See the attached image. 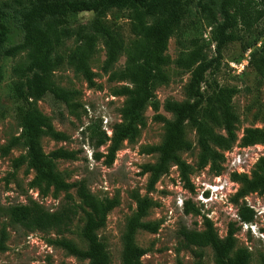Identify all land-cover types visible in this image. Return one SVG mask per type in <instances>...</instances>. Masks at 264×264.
I'll return each instance as SVG.
<instances>
[{
    "label": "rangeland",
    "instance_id": "374dc122",
    "mask_svg": "<svg viewBox=\"0 0 264 264\" xmlns=\"http://www.w3.org/2000/svg\"><path fill=\"white\" fill-rule=\"evenodd\" d=\"M221 1H202L210 6L216 18L209 10L202 8L199 0L188 5L181 35H173L167 49V53L175 60L182 49L180 38L185 43L194 36L201 38L206 44L205 55L212 62L202 82V90L208 94L217 86L238 88V93L233 97V108L238 117L236 139L227 147L212 144L220 157L200 164L202 148L199 136L190 123L186 125V138L193 143V148L182 151L180 155L191 166V185L174 163L170 164L168 172L159 178L153 189L148 187L151 173L143 172L144 164L156 163L160 157L159 152L148 151V148L159 145L165 135V124L156 117L173 119L175 114L166 104L169 101L189 100L186 88L190 72L181 70L175 63L166 68L169 81L155 87V97L143 112L144 124L139 135L121 143L111 164L106 163L104 155L108 153L111 141L101 146L97 142L101 138L100 132H106L111 138L114 126L123 121L121 108L127 96L115 95L114 89L125 82L113 81L109 77L125 67L128 60L126 52H122L115 63L106 67L107 49L104 37H100L97 52L89 59L94 72L93 84L83 74L76 73L73 65L67 62L55 72L54 78L58 85L77 90L75 103L68 106L51 94L37 102L40 110L51 117L54 127L68 135L67 140L43 137L45 153L60 148L74 152L73 158L56 160L57 171L72 184L84 181L101 199L115 196L120 199V203L109 212L106 226L98 230L100 238L107 244L110 264H122V236L126 219L137 207L134 194L151 198L152 206L144 220L158 227L156 231L142 229L137 234V243L147 249L142 257L144 264H195L198 260L202 264H217L211 246L187 248L180 236L183 227L203 230L206 218L211 220L221 239L227 236L229 228L233 226L236 247L248 248L252 254L251 264H262L264 191L242 193L244 185L240 176L252 177L264 158V142L243 144L245 129L264 127V72L258 70V65L264 59V18L252 28H236L237 39L219 58L212 30L217 22L223 20ZM259 2L260 7L264 8V0ZM20 8L15 0H0V14L9 27L5 47L15 45L23 38V31L17 21ZM94 15L92 11L72 13L68 23L76 30L90 28ZM106 19L122 33L127 43L134 37L128 10L113 8L106 14ZM80 43L77 36H72L67 40L66 48L72 50ZM25 56V53L6 56L0 50V230L5 225L8 231L7 250L0 252V264H90L89 259L71 255L62 246L50 242L66 238L81 249L88 248L87 240L81 235L85 215L77 192L78 186L74 185L58 195H44L40 189L30 187L35 172L28 169V148L23 139L7 153L4 150L14 136L22 133L17 119L18 101L13 89L17 77L13 68ZM155 100L158 108L152 104ZM201 117L210 122L204 109ZM213 127L215 132L226 134L223 125ZM239 153L249 158L246 172L240 173L231 168L229 160ZM22 156L23 160L18 161ZM31 200L42 204L50 212H56L63 206L74 207L77 214L70 231L27 230L12 223L7 209L28 204ZM192 204L199 208L200 214L191 210ZM244 206L253 210L250 221H244L240 216Z\"/></svg>",
    "mask_w": 264,
    "mask_h": 264
},
{
    "label": "trees",
    "instance_id": "16d2710c",
    "mask_svg": "<svg viewBox=\"0 0 264 264\" xmlns=\"http://www.w3.org/2000/svg\"><path fill=\"white\" fill-rule=\"evenodd\" d=\"M21 7L17 21L23 31L22 40L10 47H5L9 27L0 14V50L6 56H17L25 53V59L20 60L13 68L17 80L14 82V97L18 101L17 119L22 127V133L14 136L4 150L7 153L23 139L28 148V169L34 170L35 176L30 187L41 190L44 195H58L72 186H78V195L82 201L85 223L81 235L88 242L87 249H81L70 239L50 240L58 244L71 255L89 259L90 264H110V253L107 244L99 236L98 230L106 226L109 212L120 203L118 196L99 198L84 181L72 184L65 180L57 171L56 160L73 158L74 152L63 148L51 153H45L42 146L43 137L56 140H67L68 135L57 130L52 119L43 113L37 102L48 94L56 100L71 106L75 103L77 90L67 89L55 81V72L66 62L73 65L76 73H81L90 84L94 83V72L89 65V59L97 52L100 37H104L107 49L105 66L115 63L122 52L128 56L125 67L110 75L113 81L125 82L114 89L115 95L127 96L121 108L123 121L116 124L110 138L106 132H100L98 146L111 141L108 153L104 154L106 163L114 162L121 143L126 139H135L144 124L143 112L155 97L157 84L166 83L170 77L166 68L175 63L183 71L190 72L186 93L189 100L184 102L169 101L166 107L175 114L173 119L163 116L165 135L163 141L148 148L150 152H159L156 163L144 164L143 172L151 173L149 189H153L159 178L169 170L171 163L176 164L186 182H190L191 166L182 159L180 153L191 150L193 143L186 138V125L190 123L199 136L202 148L200 164L215 160L220 154L212 144L227 147L236 139V123L238 117L233 108V97L238 93L234 86H217L211 93L202 90V82L212 62L205 55L206 44L197 36L187 43L180 38L182 49L177 59L168 53V43L173 35L183 30L188 5L194 0H15ZM203 9L214 12L207 3L199 0ZM259 0H222L221 14L223 20L217 22L212 30L216 42V52L221 58L225 50L237 39L236 28H252L264 18V8ZM113 8L128 10L130 29L133 38L126 42L122 33L111 25L106 14ZM92 11L94 18L90 28L75 29L68 22L72 13ZM152 18L150 21L149 19ZM72 36L80 40L74 49L67 50L66 42ZM181 37V36H180ZM258 70L264 72V59L258 65ZM1 78V71H0ZM158 108L156 100L152 102ZM205 110L209 121L202 119L201 112ZM213 125H223L226 134L217 133ZM264 142V127H248L243 135L244 145ZM23 160L22 158L18 161ZM243 182L242 193L264 191V158L259 162L258 169L252 177L240 176ZM137 207L127 217L122 236V264H144L142 257L147 249L141 247L136 237L140 230L156 231L157 226L145 221L148 210L152 206L149 196L134 194ZM191 210L200 214L199 208L190 205ZM189 209L187 210V212ZM9 219L27 230L50 231L59 233L70 231L77 210L72 206H63L56 212H50L42 204L31 200L28 204L16 205L7 209ZM244 221H250L253 210L244 206L240 210ZM203 230L183 227L180 236L185 247L211 246L215 252L217 264H251L252 254L246 247H236L235 229L229 228L228 234L221 239L211 222L206 218ZM8 231L4 225L0 230V252L7 250ZM198 254L197 252H195ZM264 264V255H262ZM195 264H202L201 260Z\"/></svg>",
    "mask_w": 264,
    "mask_h": 264
},
{
    "label": "built area",
    "instance_id": "2783aa9c",
    "mask_svg": "<svg viewBox=\"0 0 264 264\" xmlns=\"http://www.w3.org/2000/svg\"><path fill=\"white\" fill-rule=\"evenodd\" d=\"M249 158H247L245 156V154H237V156H234L233 158H231L229 160L230 164H231V168L234 171L237 172H246V166L249 163Z\"/></svg>",
    "mask_w": 264,
    "mask_h": 264
},
{
    "label": "bare ground",
    "instance_id": "6f19581e",
    "mask_svg": "<svg viewBox=\"0 0 264 264\" xmlns=\"http://www.w3.org/2000/svg\"><path fill=\"white\" fill-rule=\"evenodd\" d=\"M216 189H218V187Z\"/></svg>",
    "mask_w": 264,
    "mask_h": 264
}]
</instances>
